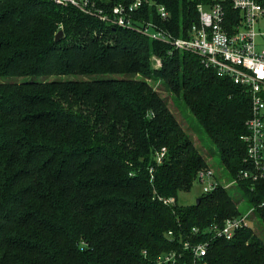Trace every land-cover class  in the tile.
<instances>
[{"label": "trees", "instance_id": "obj_1", "mask_svg": "<svg viewBox=\"0 0 264 264\" xmlns=\"http://www.w3.org/2000/svg\"><path fill=\"white\" fill-rule=\"evenodd\" d=\"M96 1L103 8L127 2ZM144 1L140 18L185 37L198 23L197 5L213 0ZM224 9L240 21L230 0ZM162 91L214 144L219 177L237 178L248 166L241 136L250 96L242 87L195 54L72 6L0 0V264H264V234L248 227L209 238L200 258L183 247L206 238L192 226L240 210L222 185L177 200L211 166ZM250 183L236 185L249 206L264 196L259 182ZM167 251L175 258L158 262Z\"/></svg>", "mask_w": 264, "mask_h": 264}, {"label": "built area", "instance_id": "obj_2", "mask_svg": "<svg viewBox=\"0 0 264 264\" xmlns=\"http://www.w3.org/2000/svg\"><path fill=\"white\" fill-rule=\"evenodd\" d=\"M52 1L72 6L108 24L131 28L150 39L170 45L172 50L195 54L217 76L230 79L248 92L250 114L246 119L247 131L241 136L246 147L244 159L248 166L240 168L237 178L228 181L218 179L211 167H204L198 170L195 180L201 184V192L210 191L217 185H238V179L250 181L251 188L259 182L264 189V8L257 0H230L232 8L240 13L239 22L226 17L224 0L198 4V23L190 26L185 37L174 36L154 21L140 18L144 0L118 2L109 8L98 6L96 0ZM156 11L161 20L167 19L168 11L163 5H157ZM153 60L156 62L153 66L159 67L160 59L154 57ZM164 153L165 148L156 151L157 162L161 161ZM161 198L166 203L174 201L173 197ZM258 208L264 210V196L245 211L222 220L192 226L191 232L203 233L206 238L195 243L185 239L183 247L190 246L193 254L200 258L206 253L209 238H232L237 229L244 227L256 231ZM168 234H171V230H168ZM174 256V251L162 252L157 256V261L173 260Z\"/></svg>", "mask_w": 264, "mask_h": 264}, {"label": "rangeland", "instance_id": "obj_3", "mask_svg": "<svg viewBox=\"0 0 264 264\" xmlns=\"http://www.w3.org/2000/svg\"><path fill=\"white\" fill-rule=\"evenodd\" d=\"M153 63H156V62L153 61ZM161 94L166 96L165 91H162ZM166 98H167V101L169 102L170 108L176 114L178 119L182 123H184L185 125L184 128L186 129L187 133L192 136L197 146H203V149L201 147L200 150L206 156L207 162L211 166V168L214 171H216L215 173L216 177L218 179H221V177H219L218 175V170L220 169L218 154L215 150L214 144L210 141V139L204 132L202 126L198 123L196 118L193 116V114L190 112V110L186 106L182 104L178 105L176 103L175 105L179 108L178 110V108L175 107L172 104V102L169 100L170 98L168 97V95L166 96ZM228 189L231 194L238 197L237 206L239 210L245 211L249 206V202L247 198L242 194L241 190L238 189L237 186L234 184L229 185ZM201 191H202L201 184L198 181L194 180L189 190H186V191L182 190L177 193V200L179 202H184V203L192 202L201 193ZM256 219H258V216L256 217ZM255 226H256V232L260 230V233L264 234V224L263 223H261V225L256 223Z\"/></svg>", "mask_w": 264, "mask_h": 264}, {"label": "water", "instance_id": "obj_4", "mask_svg": "<svg viewBox=\"0 0 264 264\" xmlns=\"http://www.w3.org/2000/svg\"><path fill=\"white\" fill-rule=\"evenodd\" d=\"M62 34H63L62 30L57 31L56 34H55V37H54L55 41L60 40L61 37H62ZM197 200H198V197H197Z\"/></svg>", "mask_w": 264, "mask_h": 264}]
</instances>
